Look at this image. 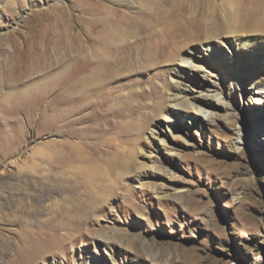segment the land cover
I'll list each match as a JSON object with an SVG mask.
<instances>
[{
  "label": "rangeland",
  "instance_id": "1",
  "mask_svg": "<svg viewBox=\"0 0 264 264\" xmlns=\"http://www.w3.org/2000/svg\"><path fill=\"white\" fill-rule=\"evenodd\" d=\"M129 1L0 0V236L10 246L0 264H31L26 229L49 243L41 249L46 264H264V97L252 90L264 88V65L246 70L234 60L225 68L217 57L225 83L218 92L228 107L210 97L205 116L173 109L168 123L161 113L142 119L151 110L142 109L138 92L162 85L149 72L118 76L91 98L54 84L53 63L70 55L71 36L76 43L79 35L77 48L98 47L82 40L90 11L133 13ZM212 2L220 14L234 13L225 0ZM78 54L67 65L73 79L90 60ZM250 76L254 85L242 82ZM232 82L247 90L228 94ZM74 170L84 174L81 185ZM68 177L72 193L66 181L55 184ZM6 184L24 198L2 191ZM78 194L96 200L97 209L87 217L72 213L75 226L65 232L64 221L47 234L39 221L52 216V204Z\"/></svg>",
  "mask_w": 264,
  "mask_h": 264
},
{
  "label": "bare ground",
  "instance_id": "2",
  "mask_svg": "<svg viewBox=\"0 0 264 264\" xmlns=\"http://www.w3.org/2000/svg\"><path fill=\"white\" fill-rule=\"evenodd\" d=\"M110 1L120 3L122 6H131L133 3L129 0ZM225 1L233 6L234 13L227 11L223 13L224 15L220 14L214 8L212 0L200 2L161 0L160 5H156L155 0H134L136 4L132 5L135 7L133 13L116 8H93L90 11V16L88 15L90 18L88 32L87 34L85 32L86 35L82 40L87 45L89 43L98 44V47H94L92 50L85 49L83 46L77 48L75 44H78L79 35L73 39V41L76 40V43H72L74 36H71L70 55L62 53L63 56L56 58L57 60L55 59L56 61L53 63L57 69V74L52 77L54 84L63 88L64 93L71 92L72 95V92L78 91L80 94L83 93V96L92 97L93 94L101 91L106 82H114L118 76L125 77L128 76L127 73H131L132 76H140L143 72H149V80L155 79L162 85L150 84V92H138V95L145 101L142 109L151 110L149 115L142 118L147 123L149 117H154L158 113L164 114L165 119L163 120L168 123L169 115H174V113L172 114L173 109H183L186 112L191 109V111H196L205 116L207 112L203 110L202 105L210 97L227 108L228 103L220 97L222 92H218L223 91V87H225V83L223 84L221 81L223 70L215 65V61L219 59L225 68H231L232 62L236 60L239 66L245 65L246 70L251 67L255 69L254 63L259 65L258 67L264 65V0ZM52 38L55 39L56 35H52ZM75 52H79V54L81 53L90 59L87 61L88 63L85 62L86 64L82 66V69L77 68L74 71L81 73V77L78 79L69 77L70 73L67 75V68H69L67 65L71 62V54ZM212 54H215V57L212 58ZM161 70L167 74L168 80L165 82L163 77L158 75ZM75 76L73 74V77ZM106 78H108L107 81ZM242 79L244 78L242 77ZM251 79L253 76L242 82H250L254 85ZM167 84L172 87V90L165 95L164 90H167ZM170 87L169 89H171ZM192 87L196 90L193 91ZM227 89L229 90L228 94L237 92L238 89L241 91L240 93L247 90L243 83H238L237 87L233 82L227 85ZM252 90L253 93L264 97L263 87H255ZM133 93V90L128 91L126 99L128 100L130 96H133ZM68 95L70 94L68 93ZM127 100L123 101L124 105L127 104L125 102ZM143 110H140L142 111L140 112L141 115L145 114ZM65 161L71 165L73 163L72 155H69ZM82 161L89 168L90 163L87 162L86 156ZM77 171H71L69 174L79 175L78 178L81 180L80 177L84 174L81 173L80 175ZM71 177L59 178L55 182L56 186H59L60 183L63 185L62 182L65 183L66 181L65 190L67 193L74 192L76 183L72 186L74 181ZM77 184L81 185L82 180ZM1 188L9 196L22 193L16 186L12 185H2ZM84 188L86 187L84 186ZM21 195L24 198L25 195ZM85 198L80 197L79 194L75 199L73 196L67 195L60 201L53 203V207L49 206L50 212L47 214L52 216L48 215L50 218L47 221L41 222L38 218L37 221L45 226L47 234L59 228L60 223L66 221L68 222L67 226L63 228L66 232V230H70L71 226L77 224L75 220H72V213H81L82 216L87 217L91 211L97 209L98 202L96 200ZM0 222H2L1 219ZM25 232L33 233L27 229ZM29 234H27L26 239L22 238L24 239L22 240L24 252L34 254L31 264H46L45 253H42L41 249L44 247L46 250L49 243L43 240L41 233L33 239L30 238ZM66 235L68 233L61 236L65 237ZM4 247L10 248V246H6V239L0 236V253Z\"/></svg>",
  "mask_w": 264,
  "mask_h": 264
}]
</instances>
